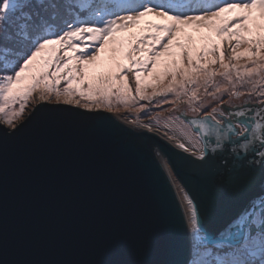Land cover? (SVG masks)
<instances>
[{"label": "snow or ice", "instance_id": "obj_1", "mask_svg": "<svg viewBox=\"0 0 264 264\" xmlns=\"http://www.w3.org/2000/svg\"><path fill=\"white\" fill-rule=\"evenodd\" d=\"M189 30L198 34L199 47ZM238 84L250 87L244 93ZM201 88L216 102L226 93L246 99L208 111ZM33 93L42 102L54 98L86 110L144 111L140 101L160 106L184 100L193 113L203 111V117L181 121L184 139L177 147L194 148L198 163H189L210 180L221 177L234 188L258 184L259 191L211 230L182 187L181 240L172 259L155 264H264V0H0L5 124L13 127ZM14 130L0 129V138ZM155 156L161 170L171 164L162 152ZM146 159L151 162L150 146Z\"/></svg>", "mask_w": 264, "mask_h": 264}, {"label": "water", "instance_id": "obj_2", "mask_svg": "<svg viewBox=\"0 0 264 264\" xmlns=\"http://www.w3.org/2000/svg\"><path fill=\"white\" fill-rule=\"evenodd\" d=\"M15 127L0 138V264L172 259L183 217L166 175L153 155L146 159L141 138L149 137L171 161L206 227L225 224L259 191L258 184L220 189L214 179L186 169L188 159L196 160L192 154L103 110L39 102ZM0 129L14 127L0 122Z\"/></svg>", "mask_w": 264, "mask_h": 264}, {"label": "rangeland", "instance_id": "obj_3", "mask_svg": "<svg viewBox=\"0 0 264 264\" xmlns=\"http://www.w3.org/2000/svg\"><path fill=\"white\" fill-rule=\"evenodd\" d=\"M189 31H190L191 35L195 38L197 47H199L200 41H199L198 34L191 32V30H189ZM103 60H104L105 65H107L109 63L108 58H107V54H104ZM239 63L243 64L244 61L242 60ZM169 79H170V77L165 78V82H167V80H169ZM216 79L218 82L225 83L221 80V78L219 76L216 77ZM149 80H151V78H149ZM132 87L133 88L135 87L134 82L132 84ZM248 87H250V85L241 86L238 84V85H236V90L246 93ZM151 91H152L151 88L147 89V93H151ZM208 91L211 92L213 90L211 88H209ZM203 93H204V90L201 88L198 91V95L201 96L202 106L204 108H206L208 111H211V107L224 108L226 106H229V107L234 108L237 106H241L243 104L244 100L246 99V96H242L240 98H234V97H231L229 94L226 93L223 95L222 101L216 102V101L212 100L211 96H206ZM77 99H78V97H77ZM157 99H159V98H157ZM167 99L169 101L175 100L174 96H172V95H169L167 97ZM39 102H42V101L39 100L38 93H33L32 96H30L28 98V102H27V105H26L23 113L19 117L14 119L13 127H15L22 120H24L26 118V116L31 112L32 108ZM43 102L56 103L58 101H56L54 98H52V99H49V100H46ZM59 102L63 103L62 101H59ZM140 104H144L147 106L144 111H137V108H135V107H123V106L118 107V108H113L111 111H109L107 108H100V109L94 108L92 110L106 111V112L110 113L111 115H113L115 118H118V120L124 124L126 123V124H129V125L134 126V127L144 128V129L150 130L154 133H160L161 131L165 132L168 134V136H170V138L174 139V142L177 145L179 142H181L184 139V137L181 135V132H180L181 121L186 119V118L193 117L194 115H199L201 117H203L205 115V113L203 111H201L199 113H193L191 111V109L189 108V105L187 103H185L184 100H181L180 102H177V103H163L160 106H157L155 101H153L152 105H148L147 101H140ZM74 106H77V105H74ZM77 107H79V106H77ZM181 114H183V115H181ZM9 115H11V113H9ZM177 116H180L181 119L177 120L176 119ZM156 117H159V119L157 120ZM0 122L8 128H13V127H9L7 124H5L3 118H0ZM142 125H148V127H142ZM193 151H195V149L190 148L188 153L192 154ZM171 173H172L174 181L176 182V185L178 187V190H179L181 198H182L183 193L181 191V188L182 187L185 188V187L176 178V176L173 175V172H171ZM184 203L186 204V202H184ZM212 227H214V226H212Z\"/></svg>", "mask_w": 264, "mask_h": 264}, {"label": "bare ground", "instance_id": "obj_4", "mask_svg": "<svg viewBox=\"0 0 264 264\" xmlns=\"http://www.w3.org/2000/svg\"><path fill=\"white\" fill-rule=\"evenodd\" d=\"M113 116V115H112ZM114 117V116H113ZM115 118V117H114ZM115 119H117L118 120V118H115ZM119 121V120H118ZM124 124V123H123ZM126 127H128V128H130V129H140L139 127H134V126H131V125H129V124H124ZM143 129V128H142ZM156 134H158L162 139H164V140H166L167 142H169L172 146H175L176 148H178L177 147V144H175V142H174V139L173 138H170V136H168V134L167 133H165V132H160V133H156ZM140 142L143 144V145H145L146 147H148V146H150L151 147V149H152V155H153V157H154V159L157 161V163H158V161L161 159L160 157H158V156H155V152H157V151H159V152H162L161 150H160V148L158 147V145L155 143V142H153L149 137H145V138H141L140 139ZM163 153V152H162ZM163 159H165L166 160V158H165V156H163ZM189 161H196V160H191V159H188L185 163H184V166H186L185 168L186 169H188V170H192V171H195L196 173H198V174H200V175H205L201 170H199V169H197L196 167H195V163H189ZM196 163H198V161H196ZM179 165V164H178ZM183 166V167H184ZM163 172H164V174L166 175V178H167V180H168V182H169V184H170V187H171V189H172V191H173V193H174V195H175V199H176V201H177V203H178V206H179V209H180V211H181V214H182V217H183V214L186 212V207H185V203H184V201L182 200V198H181V195H180V192H179V190H178V187H177V185H176V182L174 181V179H173V176H172V171H171V168H170V166H168V168H164L163 170H162ZM174 175V174H173ZM193 198L195 199V197H194V194H193Z\"/></svg>", "mask_w": 264, "mask_h": 264}, {"label": "flooded vegetation", "instance_id": "obj_5", "mask_svg": "<svg viewBox=\"0 0 264 264\" xmlns=\"http://www.w3.org/2000/svg\"><path fill=\"white\" fill-rule=\"evenodd\" d=\"M241 152H243V150H241ZM214 182L220 189L228 190L229 192L234 191L235 189H237V188L231 187L228 184H226L225 180L223 178H221V177L215 178ZM208 228L211 229V230L212 229L215 230L216 226H214V227L209 226Z\"/></svg>", "mask_w": 264, "mask_h": 264}]
</instances>
